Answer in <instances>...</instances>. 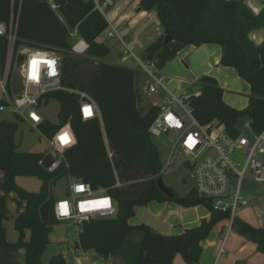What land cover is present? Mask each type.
Returning <instances> with one entry per match:
<instances>
[{"label":"trees","instance_id":"16d2710c","mask_svg":"<svg viewBox=\"0 0 264 264\" xmlns=\"http://www.w3.org/2000/svg\"><path fill=\"white\" fill-rule=\"evenodd\" d=\"M57 3L58 14L45 0H0V21L5 24L12 21L16 32L11 70L21 46L54 50L62 57L60 90L44 96V104L55 99L60 106L59 123L43 121L40 132L45 138H51L60 127L69 124L76 138L75 144L64 152L65 162L48 173L38 164L43 154L18 151L13 140L17 123L0 118V248L23 247L25 264H41L43 251L50 244L48 235L58 221L52 209L49 223H44L39 209L49 197V184L53 188L56 181L70 176L94 190L104 188L117 205L114 217L89 220L81 226L78 247L82 251L95 252L103 259L118 257L124 264H172L176 254L198 262L199 243L213 226L227 220L229 215L212 211L210 199L199 197L194 189L184 196L174 193L172 199L161 194L155 180L163 168L159 152L147 133L159 108L153 106L142 112L138 106V90L134 87L137 71L105 61L110 49L98 37L108 24L94 9L92 1L57 0ZM137 5L140 12H155L164 36L172 41L194 47L218 45L222 52L220 65L234 68L250 85L246 108L236 110L222 101L223 90L214 77H201L200 93L186 98L193 117L202 125L217 122L230 136L240 134L236 128L240 119L249 120L252 132L261 133L264 129V39L260 46H255L247 34L260 28L264 34V6L258 15H253L243 0H138ZM72 31L88 45L81 56L72 54V45L66 39ZM7 46L6 37L0 36V71L6 66ZM82 93L98 106L102 127L97 119L80 120L78 102ZM20 176L37 177L41 181L40 191L35 194L19 188L15 178ZM10 194H14L15 204L21 210L13 218L18 235L15 243L7 241L3 226L8 215L6 197ZM152 201H172L183 208L202 204L209 209L210 218L176 236H160L145 224L130 225L135 207ZM232 228L255 243L264 255L263 228H255L238 217L233 219ZM25 231L30 233L28 241L24 238ZM136 231L142 237L133 243L129 236ZM49 264H65L64 257L55 255Z\"/></svg>","mask_w":264,"mask_h":264},{"label":"built area","instance_id":"2783aa9c","mask_svg":"<svg viewBox=\"0 0 264 264\" xmlns=\"http://www.w3.org/2000/svg\"><path fill=\"white\" fill-rule=\"evenodd\" d=\"M91 1L94 9L101 13L108 24L98 38L102 41L116 39L122 47L119 65L127 67V62L132 59L137 69L148 77L143 88L147 100L158 93L166 96L164 102L158 106L157 116L147 129L151 138L168 135L172 142L169 157L162 166L161 174L168 168L177 167L183 157V164L191 172L196 194L210 199L209 206L212 211L227 213L229 215L227 221L231 227L236 213L247 206L246 199L240 193L242 181L253 180L264 184V165L261 159V155L264 154V129L261 133H254L249 120H246L243 132H239L237 136H230L215 121L208 125L200 124L193 117L191 106L186 101L187 97L171 91L166 86L165 78L154 70L152 59L147 58L143 61L133 52V46L138 44V33L129 41L109 22L106 12L112 7L113 0ZM45 2L58 14L57 0ZM58 18L62 22L59 15ZM0 36L6 37L8 42L6 66L0 71V115L10 111L17 121L27 123L33 130L39 129V125L44 121L39 113L41 105L44 104V96L50 91L60 90L62 57L50 49L19 47L17 50L19 61L15 66L17 81L13 83L11 65L16 32L12 21L9 24L0 21ZM69 36L77 37L76 31L69 32ZM76 40L71 52L73 55L81 56L86 52L88 45L79 37ZM33 76L35 78H32ZM78 105L81 121L97 119L102 127L99 108L90 97L85 93L80 94ZM65 133L66 143L60 139ZM102 134L108 157L111 159L112 154L109 152L103 129ZM45 139L49 150L47 156L38 164L44 171L52 173L65 162L64 152L75 144L76 138L67 124L60 127L51 138ZM46 157L54 160L49 167L45 166ZM241 157L243 160H239ZM70 179L67 196L53 201V215L58 222L71 223L76 237L69 240L65 247L60 246L58 255L83 257L87 252L78 247L81 226L89 220L114 217L117 205L104 188L94 190L87 183L71 177ZM232 179L236 183L231 188ZM229 229L226 230L224 237L229 234Z\"/></svg>","mask_w":264,"mask_h":264},{"label":"crops","instance_id":"0c3cea01","mask_svg":"<svg viewBox=\"0 0 264 264\" xmlns=\"http://www.w3.org/2000/svg\"><path fill=\"white\" fill-rule=\"evenodd\" d=\"M243 2L253 15H258L264 6L263 0H243ZM137 4L138 0H113L109 22L129 41L138 33V44L134 45L133 49L137 48L146 59H152L154 70L161 77H165L166 86L175 89V93L185 97L197 96L200 93L199 79L203 76L214 77L223 90L222 101L236 110L246 108L250 85L239 77L234 68L220 65L222 52L218 45L203 44L194 47L176 41L164 44V40L162 43V39H165V37L159 21L156 19L155 12H140ZM247 35L255 46H260L263 42L262 28L252 30ZM104 42L107 43L110 49L109 56L105 61L113 65H119V59L122 56V47L119 42L116 39L105 40ZM127 67L135 71L138 70L136 65H127ZM165 99V94L158 93L147 102L151 105L150 107H158ZM140 102L141 98H138L139 107ZM23 177H16L15 183L19 187L36 193L38 188L36 190L28 189ZM253 182L259 186V189L255 190L257 194L251 190V187L246 186L244 193L249 195L246 200L247 206L238 211L236 217L255 228L264 229V192L260 190L264 187L259 182ZM7 209L9 213L8 205ZM19 211L21 210L17 207L16 213L9 215L12 221L8 220V215L6 218L8 221H3L5 238L10 243H15L18 240L13 218ZM209 218V209L202 204L183 208L172 201H152L146 206L135 207L134 215L129 223L132 226L145 224L151 231L160 236H176L183 234L186 229L198 227L203 219ZM57 224L51 228L48 235L50 244L45 248V250L48 248L51 253L49 261L55 255H58L60 246H64L69 242L67 239L60 240L61 236H58V232L54 230ZM228 228H230V232L224 237ZM209 232L208 236L199 243L201 252L198 262L194 263L185 259L182 255L176 254L172 264H264V255L258 251L256 244L252 241L249 242L232 226L230 227L227 220L218 222ZM29 234V231L24 232L26 241L30 238ZM141 237L142 234L136 231L131 233L129 240L136 243ZM25 257L23 247L0 248V264H25ZM42 257L41 264H49V261L43 263ZM64 261L65 264H124L121 258L103 259L97 253L90 251H87V254L83 257L67 255L64 257Z\"/></svg>","mask_w":264,"mask_h":264},{"label":"rangeland","instance_id":"374dc122","mask_svg":"<svg viewBox=\"0 0 264 264\" xmlns=\"http://www.w3.org/2000/svg\"><path fill=\"white\" fill-rule=\"evenodd\" d=\"M83 1L88 2L89 0H83ZM106 17L110 21V9L106 12ZM77 38L78 37H70L69 35L66 37V39L70 42L71 45H73L77 41L76 40ZM163 40L164 38L162 39V43H163ZM133 52L137 54V56L141 60L146 61V58L142 54H140V51L137 48L133 49ZM18 57H19V54L16 53L15 64L13 65V68L11 70L12 79L14 81L13 83H16L17 81V74L15 73V66L17 65L16 63L19 61ZM127 65L132 66L136 64L132 59H130L127 62ZM136 71L137 72L134 78V86L139 90V95L141 98L140 108L142 112H146L148 110V107L151 106L147 102L149 98L147 100L143 93V88L147 84L148 77H146V75L143 74L141 71L139 70H136ZM169 89L171 88L169 87ZM171 90L173 92L175 91V89H171ZM41 106L42 107L40 108L39 113L44 119V121L50 122L53 124H58L59 123L58 122V112H59L60 106L58 105L57 101L55 99H50V101H48L47 104H42ZM0 117L5 119L6 121L17 123L18 130L13 140H14V143L18 147V151L28 152V153L36 152V153H41L44 156H47V153L49 150L48 143L39 129L33 130L30 128V126L27 123H23L19 120L17 121L11 115L10 111H6L5 113H2ZM245 122H246L245 119H240L236 124V128L240 133L243 132V126ZM152 141L157 149V152H159L160 163H161V166H163L170 154V147L172 144L171 139L169 138L168 135H165L161 137H153ZM261 159L264 165V154L261 155ZM239 160H243V158L241 157ZM183 161H184V158L182 157L177 167L168 168L165 171H163L162 174L160 175L163 181V184H165L166 187L168 186L178 196H184L194 186L191 172L189 168L183 164ZM1 174L2 173H0V175ZM23 178L25 181V185L28 189L36 190V188H38L37 192L40 191L41 183L37 177L24 176ZM70 181H71L70 177H63L55 182L53 186V191H52V200L54 202L57 201L58 199L65 198L67 196L68 189H69L68 186H69ZM230 182H231V188H232V186H234L236 182L234 181V179L230 180ZM242 182L243 183L241 185L240 193L242 197L247 200L248 199L247 196L249 195L244 193V189L246 188V186L251 187V190H253V192L255 193H256L255 190L259 189V186L257 183H254L253 180H243ZM263 187H264V184H263ZM19 188H22V187L20 186ZM24 190L29 193H34L31 191H28L27 189H24ZM260 190H262L261 192H264V189L260 188ZM14 197L15 196L13 194H10L9 196L6 197V204L8 205V208H9V213H8L9 221H12V218L9 215H14L16 213L17 205L15 204ZM8 220L5 219L4 222ZM56 226L57 227L54 228V230L58 232L57 233L58 236H61L60 237L61 241L65 239L70 240V241L72 239H75L76 236L73 233V226L71 225V223L59 222ZM43 253H44L42 257L43 263H48L49 257L51 255L50 250L47 248Z\"/></svg>","mask_w":264,"mask_h":264},{"label":"water","instance_id":"95a60500","mask_svg":"<svg viewBox=\"0 0 264 264\" xmlns=\"http://www.w3.org/2000/svg\"><path fill=\"white\" fill-rule=\"evenodd\" d=\"M164 44H168L172 41V39L168 36H164ZM54 160L51 159L50 157H46L45 158V166L49 167L52 162ZM155 185H157V188L159 189V191L161 192V194L167 199H172L175 197L174 192L165 184H163V181L161 179V177H157L155 180ZM49 197L48 199L41 205L40 209H39V215H40V219L41 221H43L44 223H49V216H50V212L53 209V201H52V183L49 184Z\"/></svg>","mask_w":264,"mask_h":264},{"label":"snow or ice","instance_id":"6c2138e0","mask_svg":"<svg viewBox=\"0 0 264 264\" xmlns=\"http://www.w3.org/2000/svg\"><path fill=\"white\" fill-rule=\"evenodd\" d=\"M33 63H35V61H33ZM49 63H52V62H49ZM32 78H35V76H33ZM60 139L62 140V142H67V134L65 133V134H63L61 137H60Z\"/></svg>","mask_w":264,"mask_h":264}]
</instances>
